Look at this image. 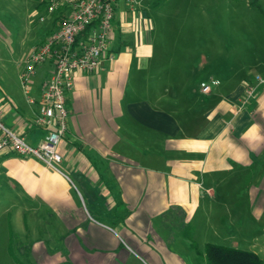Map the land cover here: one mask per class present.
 <instances>
[{
    "label": "crops",
    "instance_id": "crops-1",
    "mask_svg": "<svg viewBox=\"0 0 264 264\" xmlns=\"http://www.w3.org/2000/svg\"><path fill=\"white\" fill-rule=\"evenodd\" d=\"M153 2L140 0L132 8L118 0L111 34L116 56L94 71L75 70L58 146L61 170L0 150L5 213H13L24 235H50L20 244L32 264H122L134 250L155 264H184L172 227L196 224L226 241L250 240L242 248L262 257L264 82L255 75L264 74L240 75L227 67L221 78L211 73L199 80L197 67L183 73L181 59L170 51L179 54L178 41L157 34L146 7ZM216 48L204 45L199 71L218 58ZM49 72L47 62L32 77L36 100ZM212 78L218 83L202 91L200 82ZM25 94L22 103L0 96V112L8 127L36 145L46 129L34 123L37 102ZM44 223L54 228L48 231ZM184 228L178 239L188 249Z\"/></svg>",
    "mask_w": 264,
    "mask_h": 264
},
{
    "label": "rangeland",
    "instance_id": "rangeland-1",
    "mask_svg": "<svg viewBox=\"0 0 264 264\" xmlns=\"http://www.w3.org/2000/svg\"><path fill=\"white\" fill-rule=\"evenodd\" d=\"M36 2L37 0H0V96L10 94L16 102L26 100L20 76L23 67L21 60L36 41L41 42V37L49 28V20H38L42 9L36 6ZM146 7L151 10L150 15L157 23L158 36L167 42L178 41L179 54L174 55L173 48L170 51L172 58L181 59L183 73L196 72L197 67L199 80L208 78L211 73L221 78L222 73L227 72V67L229 72L240 75L251 72L264 74V0H161L156 5L149 3ZM205 44L209 48L213 45L217 47L218 54L215 53V56L218 58L215 61L211 59L213 63L204 65L206 69L199 71L200 56L205 60ZM255 77L258 78L257 75ZM3 199L8 200V194L5 193L4 197L0 195V264H32L20 244L29 245L32 237H41L49 232L43 230L31 237L24 235L19 225L14 223L13 213L10 216L5 213L4 206L9 201L6 203ZM42 227L51 231L54 225L44 223ZM183 228L177 230L172 227V231L177 232L176 244L181 249L180 258L184 264H210L206 254L208 242L236 247H247L251 243L250 240H244L243 243L238 239L223 240L211 229L208 230L203 225L198 227L196 224L184 228L187 242L192 245L186 249L182 244L183 238L178 239L182 237V233L178 231H183ZM52 235L54 243L57 242L58 234L54 229ZM154 242L151 237L149 243ZM257 242L264 244L263 239ZM257 248L264 258V247ZM162 258L165 260L166 256ZM122 264L155 263L146 252L134 250L123 256Z\"/></svg>",
    "mask_w": 264,
    "mask_h": 264
},
{
    "label": "built area",
    "instance_id": "built-area-1",
    "mask_svg": "<svg viewBox=\"0 0 264 264\" xmlns=\"http://www.w3.org/2000/svg\"><path fill=\"white\" fill-rule=\"evenodd\" d=\"M135 7L140 0H125ZM118 0H37L42 9L39 21L53 18L51 32L21 60L20 76L30 103L37 102L33 121L46 132L40 142L31 144L25 136L8 127L0 112V150L10 149L24 156L32 155L49 167L60 169L62 153L58 146L67 129L66 95L74 86L76 69L94 71L105 59L116 56L111 48V34ZM49 63L50 72L41 81L40 97L31 94L32 77L39 66ZM257 80L264 82L263 75ZM218 81H202L209 92ZM250 87V93L253 91Z\"/></svg>",
    "mask_w": 264,
    "mask_h": 264
},
{
    "label": "trees",
    "instance_id": "trees-1",
    "mask_svg": "<svg viewBox=\"0 0 264 264\" xmlns=\"http://www.w3.org/2000/svg\"><path fill=\"white\" fill-rule=\"evenodd\" d=\"M160 1L154 0L153 4ZM206 254L210 264H264V259L253 250L221 243L208 242Z\"/></svg>",
    "mask_w": 264,
    "mask_h": 264
}]
</instances>
